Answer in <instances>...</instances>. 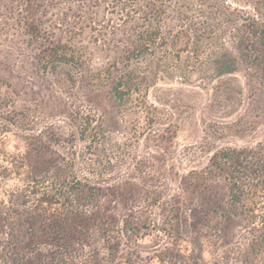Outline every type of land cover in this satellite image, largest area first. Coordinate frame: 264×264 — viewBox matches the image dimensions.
Returning a JSON list of instances; mask_svg holds the SVG:
<instances>
[{"label":"rangeland","instance_id":"obj_1","mask_svg":"<svg viewBox=\"0 0 264 264\" xmlns=\"http://www.w3.org/2000/svg\"><path fill=\"white\" fill-rule=\"evenodd\" d=\"M149 24L161 47L128 62ZM260 24L264 0H0V159L28 160L0 177V264H264V203L246 214L201 176L217 152L264 148ZM58 43L73 62L44 68ZM127 72L146 84L145 109L112 94ZM33 177L94 189L74 201L63 251L57 237L33 248Z\"/></svg>","mask_w":264,"mask_h":264},{"label":"trees","instance_id":"obj_2","mask_svg":"<svg viewBox=\"0 0 264 264\" xmlns=\"http://www.w3.org/2000/svg\"><path fill=\"white\" fill-rule=\"evenodd\" d=\"M253 33L264 43V25L257 26ZM29 34L37 41L41 39L40 32L36 28L31 27ZM162 43L163 39L159 28L149 24L145 30L137 33L133 48L126 56V60L128 62L139 60L143 56L153 53L158 47H161ZM41 59L44 68H47L60 63H71L74 60V55L66 44L58 43L43 48ZM218 69L221 74H226L232 73L235 68L234 64L227 63L219 64ZM110 75L111 71L108 69L98 75L96 80H107ZM144 87L146 84L143 80H138L133 73L127 72L123 73L115 82L112 94L116 100L131 102L141 110L146 107L142 94ZM27 161V153L13 157L11 160L0 159V177L7 180L19 177ZM201 176L204 184L223 180L230 187L232 198L236 202L240 203V198H244L242 205L247 203L244 213L251 214L254 207L264 203V148L258 150L256 157L252 152L235 149L217 152ZM46 180L40 181L33 177V182H29L25 192V195L30 197L26 198L25 203L30 205L33 225L39 232L37 236H39L40 242L33 247L36 249H34L36 254L42 253V250L38 248L39 245H52L55 237L63 241L58 247L59 252L64 249L67 245L65 241L69 235L67 232L69 212L74 201L88 203L95 195L93 188L83 184L75 177L68 178L66 183L60 186L52 183L45 184ZM66 251L65 249L64 252ZM25 260L27 264H32L34 262L32 253L28 254ZM58 263L59 260H56V262L51 261L48 264Z\"/></svg>","mask_w":264,"mask_h":264}]
</instances>
